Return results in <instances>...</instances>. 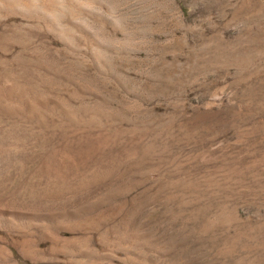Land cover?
I'll return each instance as SVG.
<instances>
[{
	"label": "rangeland",
	"instance_id": "1",
	"mask_svg": "<svg viewBox=\"0 0 264 264\" xmlns=\"http://www.w3.org/2000/svg\"><path fill=\"white\" fill-rule=\"evenodd\" d=\"M0 264H264V0H0Z\"/></svg>",
	"mask_w": 264,
	"mask_h": 264
}]
</instances>
